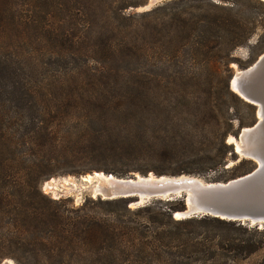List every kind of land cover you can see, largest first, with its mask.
Segmentation results:
<instances>
[{
	"label": "rangeland",
	"instance_id": "1",
	"mask_svg": "<svg viewBox=\"0 0 264 264\" xmlns=\"http://www.w3.org/2000/svg\"><path fill=\"white\" fill-rule=\"evenodd\" d=\"M177 1L151 11L144 9L150 0L0 3V264H17L14 258L28 257L19 247L26 238L27 182L37 181L44 195L79 208L87 199L96 200L92 194L96 183H87L84 177L102 169L128 173L129 178L143 177L137 171L154 176V169L203 171L193 176L209 183H228L257 169L253 161L241 164L245 158L236 154L235 145L229 150L222 142L238 138L233 134L239 120L246 128L260 120L258 107L238 102L226 87L232 91L234 76L264 55V7L251 9L259 23L244 46H224L206 57L177 37V16L197 15ZM228 53L233 59L229 69ZM69 84L80 90H61ZM206 98L217 107L218 121H204L198 111L184 106L186 100L203 104ZM70 99L79 104L69 108L65 103ZM92 100L113 107L120 103L122 110L90 113ZM88 136L137 150V157L85 156L72 142L87 143ZM47 142L50 147H45ZM63 152L78 159H64ZM162 153L174 158L161 161ZM194 227L199 241L213 249H218L221 238L231 237L214 223ZM220 251L215 260H183L264 264V251L238 259Z\"/></svg>",
	"mask_w": 264,
	"mask_h": 264
},
{
	"label": "trees",
	"instance_id": "2",
	"mask_svg": "<svg viewBox=\"0 0 264 264\" xmlns=\"http://www.w3.org/2000/svg\"><path fill=\"white\" fill-rule=\"evenodd\" d=\"M2 2L10 3L11 0H0V3ZM177 2L188 5V8L198 15H193L190 19L177 16L179 20V22L176 20L178 23L175 28L178 31H175L177 37L181 41L185 40L187 45L190 44L193 52L201 53L206 57L209 51L215 54L213 50L218 51L224 46H230L231 49L244 46L259 23L252 16L251 9L264 7V2L261 0H178ZM208 7L212 8V11H207ZM181 41L176 40L183 43ZM231 56L228 53V69L233 62ZM226 88L238 102L253 107L231 91L230 85ZM61 90L78 92L80 89L78 85L69 84ZM65 104L73 108L79 103L76 99H70ZM184 106L198 111L199 118L204 121L209 118L218 121L215 117L217 107L210 99L206 98L203 104L186 100ZM111 108L122 110L120 103L114 104L113 107L105 105L101 100H92L88 112ZM238 129V132L233 134L235 137H239V134L246 129V124L239 120ZM86 142H72V144L81 147L85 156L96 154L125 160L137 157V150L130 151L123 145L105 144L103 140L92 136H88ZM222 145L233 150L234 145L227 143V140H224ZM45 147H50L48 142ZM173 156L170 153L158 155L161 161L168 163L174 158ZM233 156L237 159L235 154ZM63 158L76 160L78 156L63 152ZM225 161L226 159L220 161L221 163L215 162L210 169L216 167V164L222 165ZM245 161L249 160L243 159L241 164ZM102 170L106 175L129 178L128 173L111 169ZM137 172L143 177L151 175L149 171ZM153 173L156 176L177 177L200 175L203 171L194 173L180 169L168 172L154 169ZM39 184L37 181H31L24 187L34 190V193L29 189L24 200L23 226L26 230V238L19 246L28 257L25 260L14 258L17 264H186L184 258L193 261L215 260L221 253V248L222 252H225L223 254L232 255L237 259L248 258L264 251V228L259 226L251 227L210 216L177 220L175 215L187 209L184 198L153 201L137 209H133L134 204L127 200L87 199L82 206L74 208L70 206L68 200H52L44 195ZM13 222H15L13 226L18 227V221ZM197 223H214L227 229L231 237L229 236L230 239L219 237L222 243L218 245V249L207 247L204 241L198 239L200 234L194 227Z\"/></svg>",
	"mask_w": 264,
	"mask_h": 264
},
{
	"label": "water",
	"instance_id": "3",
	"mask_svg": "<svg viewBox=\"0 0 264 264\" xmlns=\"http://www.w3.org/2000/svg\"><path fill=\"white\" fill-rule=\"evenodd\" d=\"M166 1L169 0H155L148 7L150 0L144 9L151 11ZM231 87L235 94L259 110V122L244 129L235 138L242 149L238 152L236 148V154L257 163L256 170L228 183H209L200 177L189 175H154V179L107 175V179L103 181L104 189L97 196L107 201L127 200L134 207L153 201L184 198L187 209L181 213L180 220L210 216L264 228V55L252 67L237 73Z\"/></svg>",
	"mask_w": 264,
	"mask_h": 264
},
{
	"label": "bare ground",
	"instance_id": "4",
	"mask_svg": "<svg viewBox=\"0 0 264 264\" xmlns=\"http://www.w3.org/2000/svg\"><path fill=\"white\" fill-rule=\"evenodd\" d=\"M155 0H151V3H150V6L148 7H151L153 5V2ZM254 106V105H253ZM228 143L230 145H236L235 148H237L238 152H241L242 149H241V144L238 143L235 138H230ZM238 154V153H237ZM239 155V154H238ZM241 157V156H240ZM153 174H151L149 177L150 178H155L154 176H152ZM142 178V176H139ZM105 179H107V175L103 174V173H95V174H92V175H88V176H85L84 177V181L87 182V183H96V186L95 188L93 189V197L95 199L99 198V196H97L99 194V192L103 191L104 189V184H103V181H105ZM181 217V213H177V217L176 219L177 220H180L179 218Z\"/></svg>",
	"mask_w": 264,
	"mask_h": 264
}]
</instances>
